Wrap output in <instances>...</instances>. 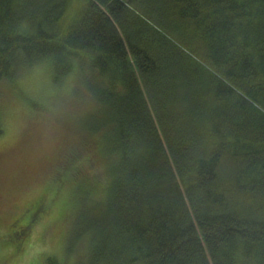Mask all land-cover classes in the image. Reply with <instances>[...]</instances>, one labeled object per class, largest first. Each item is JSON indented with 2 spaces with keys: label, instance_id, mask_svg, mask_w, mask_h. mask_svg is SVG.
<instances>
[{
  "label": "trees",
  "instance_id": "obj_1",
  "mask_svg": "<svg viewBox=\"0 0 264 264\" xmlns=\"http://www.w3.org/2000/svg\"><path fill=\"white\" fill-rule=\"evenodd\" d=\"M40 1L0 0V81L46 59L58 85L75 77L68 98L97 103L76 132L106 159L98 190L75 186L67 252L264 264V0ZM37 204L14 220L21 240Z\"/></svg>",
  "mask_w": 264,
  "mask_h": 264
},
{
  "label": "rangeland",
  "instance_id": "obj_2",
  "mask_svg": "<svg viewBox=\"0 0 264 264\" xmlns=\"http://www.w3.org/2000/svg\"><path fill=\"white\" fill-rule=\"evenodd\" d=\"M38 2L22 0V6L35 9ZM27 30L25 22L16 27L19 33ZM24 68L13 82L0 81V264H37L46 256L58 264H86L84 240L72 254L67 252L70 227L81 216L80 209L72 213L70 207L77 197L84 199L83 190L74 193L76 185L99 189L106 159L95 152L93 138L80 139L75 128L87 130L90 114L83 112L93 114L89 110L97 103L85 90L68 98L75 77L69 75L58 85L47 59ZM36 201L39 211L21 240L14 220ZM10 231L15 232L7 236Z\"/></svg>",
  "mask_w": 264,
  "mask_h": 264
},
{
  "label": "flooded vegetation",
  "instance_id": "obj_3",
  "mask_svg": "<svg viewBox=\"0 0 264 264\" xmlns=\"http://www.w3.org/2000/svg\"><path fill=\"white\" fill-rule=\"evenodd\" d=\"M25 216H26V214H25Z\"/></svg>",
  "mask_w": 264,
  "mask_h": 264
}]
</instances>
